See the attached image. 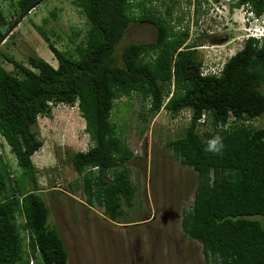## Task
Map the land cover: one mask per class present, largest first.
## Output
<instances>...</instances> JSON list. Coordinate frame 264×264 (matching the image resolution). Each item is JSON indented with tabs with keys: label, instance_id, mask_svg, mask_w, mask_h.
Wrapping results in <instances>:
<instances>
[{
	"label": "trees",
	"instance_id": "1",
	"mask_svg": "<svg viewBox=\"0 0 264 264\" xmlns=\"http://www.w3.org/2000/svg\"><path fill=\"white\" fill-rule=\"evenodd\" d=\"M15 1L3 9L0 0V60L8 63L5 68L0 61V137L19 171H11L0 154V264H68L42 198L41 172L31 160L43 146L37 119L51 117L54 107H75L84 121L91 143L70 163L89 207L103 208L114 222L128 216L124 206L135 208L138 187L127 167L134 154L113 118L115 102L126 98V111L133 97L147 106L138 114L143 122L161 110L171 117L190 113L184 133L165 143L174 161L197 175L192 202L182 206L183 236L200 245L206 264H264V127L254 125L264 117V40L248 38L220 67L204 66L196 48L210 36L202 32L186 44L188 29L179 25L186 16L182 3L193 5L201 19L209 0H72L88 26L74 54L56 48L36 27L57 62L53 67L35 55L22 61L1 50L11 47L5 43L20 22L48 0ZM236 4H247L256 16L264 13V0ZM133 24L152 26L154 41L125 46L119 64L118 43ZM214 135L223 138L221 156L204 150Z\"/></svg>",
	"mask_w": 264,
	"mask_h": 264
},
{
	"label": "rangeland",
	"instance_id": "2",
	"mask_svg": "<svg viewBox=\"0 0 264 264\" xmlns=\"http://www.w3.org/2000/svg\"><path fill=\"white\" fill-rule=\"evenodd\" d=\"M2 1L4 9L14 0ZM209 4L207 16L198 19L194 15L195 7L182 3L186 16L179 26L181 30L188 29L186 44H194L202 32L208 34L210 37L200 39L203 46L196 48V57L204 66L214 63L220 67L243 46L245 9L237 5L235 9L234 4L223 0H209ZM52 10L56 12L55 18L49 16ZM173 17H179V13ZM36 27L42 29L56 48L73 54L88 29L84 15L72 0H48L20 22L5 43H12L11 47L1 50L22 61L35 55L56 67L47 41ZM154 38L152 26L131 25L118 43L117 62L121 64L125 46L152 42ZM0 61L8 68L6 61ZM261 91L264 93V87ZM126 102V98L115 102L113 118L125 129V142L134 154L127 167L138 193L135 208L124 206L128 216L119 221H111L97 205L89 207L82 191V179L71 167V155L86 151L91 143L77 109L54 107L51 117H39L34 127L43 146L32 161L39 171L46 172L38 177L42 198L50 209V221L64 241L68 264H206L200 245L183 236L180 228L182 206L192 202L197 175L181 167L165 149L168 137L184 133L190 113L184 110L171 117L161 110L143 122L138 114L146 113L147 106L133 97L125 111ZM257 121L255 126L264 127V117ZM142 127L145 131L140 135ZM0 144L3 161L15 174L19 173L1 137Z\"/></svg>",
	"mask_w": 264,
	"mask_h": 264
},
{
	"label": "clouds",
	"instance_id": "3",
	"mask_svg": "<svg viewBox=\"0 0 264 264\" xmlns=\"http://www.w3.org/2000/svg\"><path fill=\"white\" fill-rule=\"evenodd\" d=\"M223 1L225 3L234 4L235 9H236V5L239 9H245L244 18L246 21L243 24L244 25L243 29L245 32L244 41H246L248 38H254L255 40H258L259 42L264 40V13L260 16H256L247 4H240V5L236 4L239 0H235V1L223 0ZM244 41H243V43H244ZM204 143H205V149L204 150L206 152L212 153L213 155H217V156H221L223 154V150H224L225 145L223 143V138L220 135H214L210 139H207L206 141H204ZM38 151H36L32 155V157ZM32 157H31V160H32ZM44 173H46V172H41V175H44Z\"/></svg>",
	"mask_w": 264,
	"mask_h": 264
}]
</instances>
